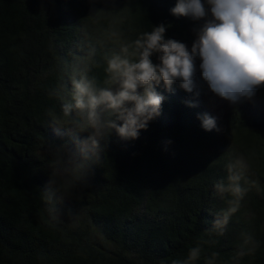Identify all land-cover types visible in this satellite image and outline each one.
<instances>
[{
  "label": "trees",
  "instance_id": "trees-1",
  "mask_svg": "<svg viewBox=\"0 0 264 264\" xmlns=\"http://www.w3.org/2000/svg\"><path fill=\"white\" fill-rule=\"evenodd\" d=\"M175 4L0 0V264H183L194 247L190 264H264V86L219 120L197 57L196 89L161 83V114L135 140L113 132L98 162L81 151L87 133L52 123L60 83L87 72L106 86L107 59L142 32L163 23L192 45L204 21ZM205 113L218 130L201 127ZM229 164L247 189L236 205L215 188Z\"/></svg>",
  "mask_w": 264,
  "mask_h": 264
},
{
  "label": "clouds",
  "instance_id": "clouds-1",
  "mask_svg": "<svg viewBox=\"0 0 264 264\" xmlns=\"http://www.w3.org/2000/svg\"><path fill=\"white\" fill-rule=\"evenodd\" d=\"M171 14L204 21L193 29L196 38L190 51L186 44L166 39L168 26L162 23L142 32L107 59L106 86H99L94 77L83 72L74 73L70 84L61 82L54 91L62 103L61 114L53 116L52 123L74 125L87 133L80 141L87 159L101 160L113 132L123 140H135L141 130L147 129L149 122L161 114L165 97L156 90L161 83L171 92L179 82L184 91L192 93L197 87V57L209 89L230 104L251 100L264 86V0H176ZM154 54L158 63L151 59ZM199 94L197 91L196 96ZM74 112L80 119L73 116ZM198 118L205 131L217 129L215 117L205 113ZM242 179V173L229 164L227 182L215 185L219 192L234 197L230 205L238 204L247 191ZM235 210L230 207L222 212L216 223H226L228 213ZM200 254L199 247L191 248L183 264L198 260Z\"/></svg>",
  "mask_w": 264,
  "mask_h": 264
},
{
  "label": "rangeland",
  "instance_id": "rangeland-1",
  "mask_svg": "<svg viewBox=\"0 0 264 264\" xmlns=\"http://www.w3.org/2000/svg\"><path fill=\"white\" fill-rule=\"evenodd\" d=\"M196 38V37H195ZM192 45H188L189 51L191 50ZM203 98L205 99L204 102L206 106L214 113V115L217 117V119L221 120L223 116L225 115L228 107V101L223 100L222 98L218 97L215 95L210 89L209 86L207 85Z\"/></svg>",
  "mask_w": 264,
  "mask_h": 264
}]
</instances>
